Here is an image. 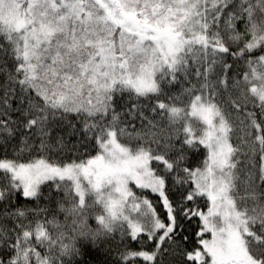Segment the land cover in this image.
I'll return each instance as SVG.
<instances>
[{
  "label": "snow or ice",
  "instance_id": "snow-or-ice-1",
  "mask_svg": "<svg viewBox=\"0 0 264 264\" xmlns=\"http://www.w3.org/2000/svg\"><path fill=\"white\" fill-rule=\"evenodd\" d=\"M84 241L264 264V0H0V264Z\"/></svg>",
  "mask_w": 264,
  "mask_h": 264
},
{
  "label": "trees",
  "instance_id": "trees-1",
  "mask_svg": "<svg viewBox=\"0 0 264 264\" xmlns=\"http://www.w3.org/2000/svg\"><path fill=\"white\" fill-rule=\"evenodd\" d=\"M97 150H94L89 154V156H85L84 159L89 158L90 156H94L97 154ZM199 159V157H198ZM134 192L137 194H140L141 190L135 189ZM145 196H147L149 199L155 200L154 194L144 191L143 193ZM89 199V198H88ZM92 199H89V202L91 203ZM102 209L97 207L94 209V211L91 213L93 217L98 216L101 213ZM93 226H95V220L93 219L91 221ZM78 227L75 229V232L77 235L80 234L81 229H84L85 231L89 227V225L84 224L81 221L77 222ZM72 225L71 221H69L68 229L65 230V234L69 236V240L72 239ZM135 248L136 245H133ZM71 264H114L115 257L107 244H94L89 241H84L83 243L78 244V254L75 257L69 258Z\"/></svg>",
  "mask_w": 264,
  "mask_h": 264
},
{
  "label": "rangeland",
  "instance_id": "rangeland-1",
  "mask_svg": "<svg viewBox=\"0 0 264 264\" xmlns=\"http://www.w3.org/2000/svg\"><path fill=\"white\" fill-rule=\"evenodd\" d=\"M130 187L133 188V191L136 189L134 184H130ZM89 199H92V197H89Z\"/></svg>",
  "mask_w": 264,
  "mask_h": 264
}]
</instances>
